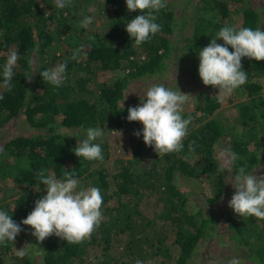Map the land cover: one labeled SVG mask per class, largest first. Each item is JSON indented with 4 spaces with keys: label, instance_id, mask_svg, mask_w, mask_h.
Here are the masks:
<instances>
[{
    "label": "trees",
    "instance_id": "16d2710c",
    "mask_svg": "<svg viewBox=\"0 0 264 264\" xmlns=\"http://www.w3.org/2000/svg\"><path fill=\"white\" fill-rule=\"evenodd\" d=\"M232 3L239 5L242 15L237 29L264 30V0L259 6L253 0H197L192 34L176 41L173 35L179 18L166 1V8L156 13L161 30L137 46L126 24L141 13L128 11L126 0H73L65 9L56 8L54 0H0V131L21 114L31 129L0 144V210L20 224L19 234L33 232L20 222L33 211L35 201L47 194L37 173L45 169V175L63 179L65 171H75L80 187L100 189L104 217L81 243L68 244L55 235L45 238L38 261L28 253L20 257L15 238L13 243L0 245V264L189 263L210 227L216 229L222 210L227 213L231 208L192 209L191 197L179 179L202 183L206 200L213 205L227 188L225 170L216 155L221 138H229V148L238 156L233 174L244 165L251 172L264 160V60L242 58L248 80L233 92L240 98L233 115L216 113L235 98L228 94L223 100L219 89L216 95L205 96L198 111L182 113L185 119L191 117V123L178 153L158 155L153 147L145 151L141 135L132 157L117 158L110 170L104 165L111 156L106 137L96 141L101 144L103 161L79 158L74 148L86 138L89 127L109 132L125 127L128 111L122 108V99L130 80L161 72L165 58L177 46L187 53L192 74L197 75L199 51L221 27L233 25ZM109 12L111 27L104 30L98 16ZM85 16L93 17L87 29L79 24ZM181 22L182 26L187 23ZM217 43L224 42L217 39ZM82 45L81 55L72 60L74 50ZM12 50L20 58L8 91L2 87V72ZM57 60L67 61L66 80L60 87L44 82L40 75ZM109 71L120 74L95 81L101 72ZM145 156L150 159L146 161ZM33 188L42 191L41 197ZM226 215L230 237L245 255L246 264H264V220L232 211ZM117 247L122 248L119 255L112 252Z\"/></svg>",
    "mask_w": 264,
    "mask_h": 264
},
{
    "label": "clouds",
    "instance_id": "9594fccd",
    "mask_svg": "<svg viewBox=\"0 0 264 264\" xmlns=\"http://www.w3.org/2000/svg\"><path fill=\"white\" fill-rule=\"evenodd\" d=\"M58 9H65L73 5V0H54ZM126 7L130 12L139 11L141 14L126 24V32L139 46L150 41L162 26L156 23L160 10L166 8V0H126ZM93 22L92 16H85L80 27L87 29ZM222 39L223 44H218ZM233 51H229V47ZM83 45L74 50L71 59L77 60L83 51ZM264 60V30L225 25L220 28L211 42L199 51V76L205 86L219 89L221 98L231 94L244 85L248 80V73L242 69V58ZM18 52L10 51L3 66V84L6 90H12V80L19 60ZM33 63V61H29ZM67 61L56 63L54 67L40 72L44 82L54 87H60L66 80ZM28 77V79H30ZM140 96V95H139ZM191 95L184 94L178 87L175 89L164 83L151 84L140 96L137 106L127 109L129 122L139 121L143 124V131L133 134L143 136L145 145L153 147L158 155L178 153L183 150V139L188 134L191 117H182L183 105ZM3 99V96H0ZM123 108V105H122ZM102 127H89L86 138L74 148V154L89 161H103V151L98 140L104 136ZM191 150L192 146H189ZM0 153L3 148L0 147ZM218 159L224 170L232 173L233 166L238 159L237 154L230 148H223ZM46 170L37 173L40 184L46 187L47 194L35 201V207L20 223L31 226V234L38 241L55 235L68 244H78L91 237L104 219L101 206L103 197L98 187H80V181L75 178V171H65L63 179H57L54 174L45 175ZM231 184L235 192L228 206L241 217H255L264 220V175H255L248 171L247 165L240 166L231 176ZM20 224L15 222L6 210H0V245L14 242L22 231ZM25 245L17 254L23 257L27 254ZM136 264H143L137 261ZM227 264H241L237 258L227 261Z\"/></svg>",
    "mask_w": 264,
    "mask_h": 264
},
{
    "label": "rangeland",
    "instance_id": "374dc122",
    "mask_svg": "<svg viewBox=\"0 0 264 264\" xmlns=\"http://www.w3.org/2000/svg\"><path fill=\"white\" fill-rule=\"evenodd\" d=\"M166 1L171 3L175 10L176 16L179 18V23L175 29V33L173 36L176 41L177 39H181V41H183L185 35L192 34V22L194 20L195 3L197 2V0ZM253 1L258 6L262 3V0ZM238 6L239 5H236V3L231 4V21L236 27L240 26L242 22V15L238 10ZM110 14L111 13L109 12L106 14L103 13L102 15L98 16L99 20L101 21L99 25L104 30H109L111 27V21H108L111 17ZM183 19H185L187 23L182 26L181 21ZM59 53L60 51L58 50L57 54ZM180 55H182L183 58ZM186 56H188L187 53L182 50L180 51L179 47L177 46L175 49H172L170 54L165 58V65L161 72L152 75H143L131 79L127 88L125 89V96L122 99V105L127 109L129 107L139 105L140 96L141 98H143V92L148 86L154 83H164L165 86L171 87L173 89L178 87L182 93L191 95L186 103L182 106V113L189 111H198V106L204 104L206 100L205 96L208 94L216 95L218 88L210 85L205 86L199 76V73L194 76L192 74V70L190 69V63L188 62V60H186ZM57 62H59V60H57ZM118 74H120V72H101L99 77H95L97 79L95 81L98 82L113 75L115 77ZM233 92L231 93V95L235 96ZM224 99L225 97H223V100ZM238 100H240L239 97H232L231 101L224 103V105L219 108L216 113H218L219 116H221V114H228L229 116L233 115L238 111L237 107L235 106ZM29 130H31L29 127V123L26 121L24 115L21 114L19 117L9 122L7 126L0 131V144L11 135L25 133ZM140 130L141 132L143 131V124L139 121H128L125 127L113 130L111 132L104 129L105 134L102 139H104V137L107 138L111 150V156L104 163V165L107 166L108 169L111 170L114 168L116 162L115 160L117 158L132 157L138 140V137L133 133ZM143 144L145 151L151 150L152 147L145 145V143ZM229 145L230 144L228 137L221 138V140L216 145V155L218 156L219 152L223 148H229ZM145 158H148V156H145ZM149 159L150 158L146 159V161H148ZM251 171L255 175H264V160H262V162ZM232 175H234L233 171L232 173H229L227 170H225L227 181V188L224 193L225 196L213 205H210L207 202L203 190L201 189V186L203 185L202 183L191 178H180L179 181L181 182L182 186L186 188V191L191 197L189 204L192 209L194 208V210H197L199 207H202L205 211H207V209L210 210L212 207H216L217 210H219L220 206L230 208L228 204L235 192V189L232 187L230 181ZM10 185L11 184H9V186ZM33 189H35V191H38L41 197V195L43 194L41 193L42 191H40V189L38 188ZM5 199H7V197H5ZM9 199H11V197ZM230 211L234 212L232 209ZM230 211L228 212L227 210V213H225V211L222 210L217 222L216 229H211L210 227L211 230H208L209 234L207 232V236L201 240L198 248L196 249L194 257L190 259L188 264H227V261L232 258H237L241 261V264H246L247 260L245 258V255H242V251L239 250L233 239L230 237V231L228 227L229 225L226 215L230 213ZM31 233L32 231L28 233L18 234L16 237V241L20 248L29 244L27 253L34 255L38 261L40 260V258H38L40 256L39 254H41V241H38L36 237ZM112 252L118 253L119 255L122 252V248H113Z\"/></svg>",
    "mask_w": 264,
    "mask_h": 264
}]
</instances>
